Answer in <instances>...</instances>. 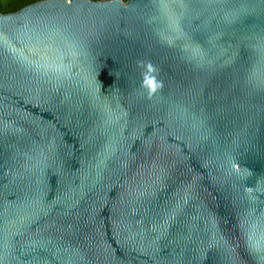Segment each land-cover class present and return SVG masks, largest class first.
I'll list each match as a JSON object with an SVG mask.
<instances>
[{
  "label": "water",
  "instance_id": "1",
  "mask_svg": "<svg viewBox=\"0 0 264 264\" xmlns=\"http://www.w3.org/2000/svg\"><path fill=\"white\" fill-rule=\"evenodd\" d=\"M0 264H264V0L0 10Z\"/></svg>",
  "mask_w": 264,
  "mask_h": 264
},
{
  "label": "trees",
  "instance_id": "2",
  "mask_svg": "<svg viewBox=\"0 0 264 264\" xmlns=\"http://www.w3.org/2000/svg\"><path fill=\"white\" fill-rule=\"evenodd\" d=\"M46 0H0V10L2 14H12L19 12L27 7ZM90 2H109L113 0H88ZM129 0H123L124 3Z\"/></svg>",
  "mask_w": 264,
  "mask_h": 264
},
{
  "label": "clouds",
  "instance_id": "3",
  "mask_svg": "<svg viewBox=\"0 0 264 264\" xmlns=\"http://www.w3.org/2000/svg\"><path fill=\"white\" fill-rule=\"evenodd\" d=\"M147 83L153 88V91L155 90V81L154 80H148Z\"/></svg>",
  "mask_w": 264,
  "mask_h": 264
}]
</instances>
